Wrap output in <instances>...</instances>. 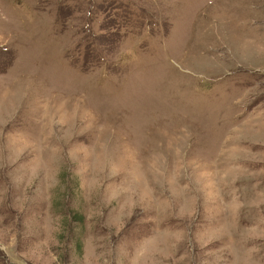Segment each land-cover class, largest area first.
I'll return each mask as SVG.
<instances>
[{
  "label": "rangeland",
  "instance_id": "1",
  "mask_svg": "<svg viewBox=\"0 0 264 264\" xmlns=\"http://www.w3.org/2000/svg\"><path fill=\"white\" fill-rule=\"evenodd\" d=\"M0 264H264V0H0Z\"/></svg>",
  "mask_w": 264,
  "mask_h": 264
}]
</instances>
